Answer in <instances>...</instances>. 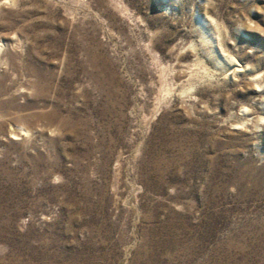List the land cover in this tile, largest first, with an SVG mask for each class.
<instances>
[{"label": "rangeland", "instance_id": "374dc122", "mask_svg": "<svg viewBox=\"0 0 264 264\" xmlns=\"http://www.w3.org/2000/svg\"><path fill=\"white\" fill-rule=\"evenodd\" d=\"M0 264H264V0H0Z\"/></svg>", "mask_w": 264, "mask_h": 264}]
</instances>
